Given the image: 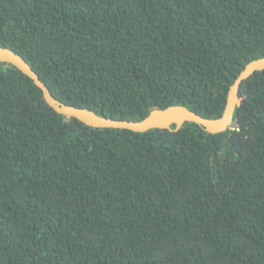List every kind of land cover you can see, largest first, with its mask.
I'll use <instances>...</instances> for the list:
<instances>
[{
    "label": "trees",
    "instance_id": "trees-1",
    "mask_svg": "<svg viewBox=\"0 0 264 264\" xmlns=\"http://www.w3.org/2000/svg\"><path fill=\"white\" fill-rule=\"evenodd\" d=\"M0 46L101 116L216 118L264 0H0ZM239 98L218 133L93 127L0 62V264H264V69Z\"/></svg>",
    "mask_w": 264,
    "mask_h": 264
},
{
    "label": "water",
    "instance_id": "water-1",
    "mask_svg": "<svg viewBox=\"0 0 264 264\" xmlns=\"http://www.w3.org/2000/svg\"><path fill=\"white\" fill-rule=\"evenodd\" d=\"M0 62L12 64L28 75L42 90L47 103L58 113L68 118L79 119L93 127L121 128L136 132H144L154 128L170 129L172 124H175V130H177L186 122L199 124L211 133L226 131L231 128L235 108L241 103L239 98L240 84L256 71L264 69V57L253 59L245 65L228 90L225 108L220 117H206L184 105H170L166 108H153L147 116L140 120H127L101 116L89 108L70 105L59 100L25 58L8 47L0 46Z\"/></svg>",
    "mask_w": 264,
    "mask_h": 264
}]
</instances>
